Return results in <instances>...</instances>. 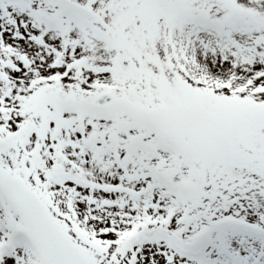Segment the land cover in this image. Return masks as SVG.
Returning a JSON list of instances; mask_svg holds the SVG:
<instances>
[{"label": "snow or ice", "instance_id": "6c2138e0", "mask_svg": "<svg viewBox=\"0 0 264 264\" xmlns=\"http://www.w3.org/2000/svg\"><path fill=\"white\" fill-rule=\"evenodd\" d=\"M0 264H264V0H0Z\"/></svg>", "mask_w": 264, "mask_h": 264}]
</instances>
